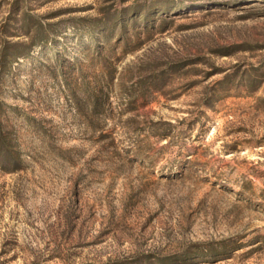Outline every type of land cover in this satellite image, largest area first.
<instances>
[{"label": "rangeland", "instance_id": "obj_1", "mask_svg": "<svg viewBox=\"0 0 264 264\" xmlns=\"http://www.w3.org/2000/svg\"><path fill=\"white\" fill-rule=\"evenodd\" d=\"M0 264H264V0H0Z\"/></svg>", "mask_w": 264, "mask_h": 264}]
</instances>
